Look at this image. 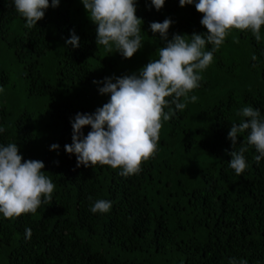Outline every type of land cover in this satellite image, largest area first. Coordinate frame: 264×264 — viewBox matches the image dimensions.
Instances as JSON below:
<instances>
[{
  "label": "trees",
  "instance_id": "trees-1",
  "mask_svg": "<svg viewBox=\"0 0 264 264\" xmlns=\"http://www.w3.org/2000/svg\"><path fill=\"white\" fill-rule=\"evenodd\" d=\"M136 15L144 46L126 59L97 46L96 25L81 0L49 7L32 29L13 0H0L1 56L16 65L0 67V145L16 143L25 160L43 161L55 184L51 203L35 214L0 213V264H230L232 258L264 264V158L257 163L259 153L249 146L248 167L236 175L228 138L231 125L247 119L237 114L242 108L259 109L264 119V26L259 43L250 31L229 33L189 94L197 101L183 111L171 105L175 115L163 122L158 151L138 174L76 167V156L65 151L75 114L110 99L94 80L130 75L158 59L164 41L152 22L171 18L169 39L207 31L194 4L181 7L179 0H165L159 11L151 0H137ZM73 30L78 48L66 44ZM238 135L244 143L248 130ZM54 143L58 150H50ZM99 199L111 202L109 212L90 211Z\"/></svg>",
  "mask_w": 264,
  "mask_h": 264
},
{
  "label": "clouds",
  "instance_id": "clouds-1",
  "mask_svg": "<svg viewBox=\"0 0 264 264\" xmlns=\"http://www.w3.org/2000/svg\"><path fill=\"white\" fill-rule=\"evenodd\" d=\"M61 0H13L16 12L22 16L25 27L32 29L42 20L49 7L56 8ZM90 21L96 25V44L108 52H119L130 59L143 48L142 18L136 15L137 0H81ZM165 0H151L159 11ZM181 7L193 5L202 14L201 25L206 32L174 33L169 39L171 18L152 22L150 29L159 33L164 46L158 48V59L142 66L130 75L105 77L93 83L103 86L101 94H110L108 102L94 112H77L70 121L72 142L65 144V151L76 156V167L94 168L107 165L121 169L119 175L138 174L142 165L155 157L163 122L170 120L175 111H183L187 103L196 102V95H189L200 86L201 73L213 62L214 52L224 44L233 29L250 31L259 43L264 26V0H179ZM79 36L72 31L66 44L78 48ZM238 42V41H237ZM206 45L211 50L206 51ZM255 58V57H254ZM0 87V92H3ZM175 106V111L171 108ZM169 109L165 111V109ZM242 119L233 123L228 132L233 150L229 167L236 175L245 172L248 164L244 153L254 146L259 154L257 163L264 158V119L260 110L246 106L237 113ZM85 126L91 130L84 134ZM248 130L246 142H238V134ZM5 129L0 127V133ZM240 147L236 150V145ZM52 144L50 150H58ZM58 163V161L56 162ZM41 160H25L18 144L0 145V213L6 219L35 214L42 203H51L55 184L45 175ZM91 199V197H89ZM112 204L105 199L96 200L92 213H107ZM26 238L31 237L27 228ZM230 264H237L232 258ZM239 264H247L241 260Z\"/></svg>",
  "mask_w": 264,
  "mask_h": 264
},
{
  "label": "rangeland",
  "instance_id": "rangeland-1",
  "mask_svg": "<svg viewBox=\"0 0 264 264\" xmlns=\"http://www.w3.org/2000/svg\"><path fill=\"white\" fill-rule=\"evenodd\" d=\"M71 10V9H70ZM3 46V45H2ZM4 47V46H3ZM1 49H0V57H1V63H0V67L1 68H4L6 70H10V71H13L16 67L15 63L12 61L11 57L9 56H4L2 54L1 56ZM3 53V52H2ZM222 57H224L225 59H229V55L226 54V52H222Z\"/></svg>",
  "mask_w": 264,
  "mask_h": 264
}]
</instances>
